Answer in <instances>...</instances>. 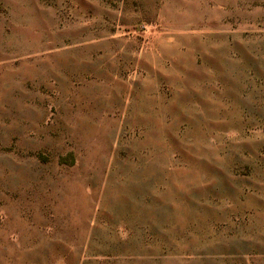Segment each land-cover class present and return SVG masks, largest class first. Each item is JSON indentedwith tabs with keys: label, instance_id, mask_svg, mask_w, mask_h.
Wrapping results in <instances>:
<instances>
[{
	"label": "rangeland",
	"instance_id": "1",
	"mask_svg": "<svg viewBox=\"0 0 264 264\" xmlns=\"http://www.w3.org/2000/svg\"><path fill=\"white\" fill-rule=\"evenodd\" d=\"M0 264H264V0H0Z\"/></svg>",
	"mask_w": 264,
	"mask_h": 264
}]
</instances>
